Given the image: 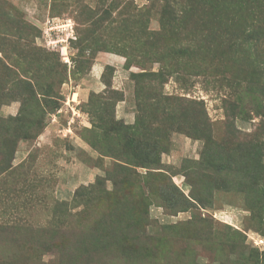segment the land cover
I'll return each instance as SVG.
<instances>
[{
  "label": "rangeland",
  "instance_id": "rangeland-1",
  "mask_svg": "<svg viewBox=\"0 0 264 264\" xmlns=\"http://www.w3.org/2000/svg\"><path fill=\"white\" fill-rule=\"evenodd\" d=\"M182 1L187 5L188 0ZM167 2L172 0H0V170L4 159L10 161L0 174V264H21L24 254L30 255V264H61L54 249L36 250L29 240H42L46 230L41 227L65 221L64 226L81 223L105 233V214L111 211L124 223L137 220L151 234L141 244L152 255L146 252L143 259L138 255L125 264H264V223L253 216L242 195L219 189V181L205 174V183L198 185V179L194 190L206 202L200 205L183 174L206 146L226 151L243 139L264 140V117L253 111L233 118L235 135L228 129V105L242 94L231 85L253 75L229 57L244 60L248 55L245 43H237L242 42L244 24L234 30L236 46L230 48L220 33L225 15L217 8L207 12L203 29L193 34L214 36L205 43H213L214 51L196 63L206 71L172 75L160 87L176 111L170 116L164 107L153 106L151 138L164 143L148 157L155 156L159 167H142L137 151L138 159L131 160L130 149L123 146L124 128L140 113L135 102L151 107L143 97L154 93L145 83L136 90L129 73L159 68V56L145 54L144 42L159 30L163 17L180 19L175 11L162 12ZM196 20L198 15L188 13L185 22H178V34L163 43L191 34L193 27H201L193 25ZM132 54L134 62L126 68ZM258 76L257 98L264 102V72ZM35 93H45L42 109ZM51 101L55 106H49ZM18 114L22 120L11 125L9 119ZM107 137L112 138L109 149L103 142ZM245 148L239 153L245 154ZM191 180L195 183L197 177ZM55 201L76 204L68 210L80 216L71 219L60 210L51 214ZM15 222L20 231L13 228ZM74 233L67 234L76 241L79 234ZM72 247L75 258L70 250L64 264H102L92 253L89 260Z\"/></svg>",
  "mask_w": 264,
  "mask_h": 264
},
{
  "label": "trees",
  "instance_id": "trees-1",
  "mask_svg": "<svg viewBox=\"0 0 264 264\" xmlns=\"http://www.w3.org/2000/svg\"><path fill=\"white\" fill-rule=\"evenodd\" d=\"M186 3L187 5L183 3L182 0H172V2L166 3L165 11L162 9V12L166 13V10L167 12L175 11L180 15L179 20L183 22L186 21V15H188V13L193 15V17L198 15L199 20H196L195 24L193 25L196 27L201 25V27H193L194 30L191 31V34L181 33L182 37L180 40L163 43L168 38V36L177 35L178 31H180V23H178V19L173 17L171 19L175 22H171L168 20V18L163 17L161 20V27L159 30L152 32L151 39L149 38V40H145L144 48L142 49L145 54L154 52L159 56V68L157 70H145L144 67H141L139 72L129 73L131 80L135 84V87L137 86L136 90H138V86L140 84L145 83L147 84L148 90L154 91L151 96L147 94L143 97L144 99H149L151 101L152 108L147 104H142L141 101L135 102L137 111L140 113L138 116H136L132 125L126 126L124 128L126 134L122 135L127 141L125 142L123 140V146L128 147L131 151L130 159H138V156L136 155L137 151L140 156L139 163L145 168L159 167L157 164V158L155 156H148L150 153L155 151L158 143L161 151V147L164 143L163 141L159 142L157 137L151 138L154 134V127L152 126V123L155 120V118H153L152 112H156L155 108L159 109L164 107L171 116L173 115V111H176L172 104H170L171 97L164 95L163 92L160 91V87L163 86V84L168 80V77L172 75H177L181 78L182 75L188 71H192L193 73H202L203 71H206L201 66H197L196 63H198L210 51H214L213 43L210 44V42H208L205 44L206 41H208V38L214 37L209 32H205L203 34H199V32H197V35H193L195 31L203 29L202 22L207 21V12L217 8L215 11L225 15L224 25H222L220 33L223 35L222 37L225 39L224 41L229 47L236 46L233 41L235 39L237 41L238 36L237 32H233L237 26L240 28L241 23L244 24V27H242V29H244L242 31V42L237 41V43H245V51L248 53V55L243 56L244 60H241L238 55L229 56L232 57L231 62L248 67L245 69L249 70L254 76L256 75L258 78V75L264 72V14L261 13L264 7V0H260V2L259 0H188ZM246 17L254 18V21H247ZM226 38H230L231 41ZM235 49L236 48H234L233 51ZM126 53L128 52L126 51ZM170 59H174L176 64H169ZM133 62L134 56L132 54L125 67H130L131 63ZM180 63L184 64L180 66ZM187 67L192 68L191 70H187ZM253 75L251 79L245 81L244 83L233 82V85H231L232 87L237 85L236 88L238 91L239 89L242 91L240 96L235 95L236 101L233 100L231 103H229L228 110L226 111L228 129L231 135H235V130H233L232 126L233 118L239 117L243 119V117L249 113V111H253L254 114L264 117V102H260L257 98V89L260 87L258 82L259 80L255 81ZM44 95L45 93H41L39 96L36 93L33 95V99L41 109L44 107V104L42 103L40 97ZM51 95L52 94H48V96ZM136 98L138 99V93ZM167 100H169L170 103H168ZM54 104L55 102L51 101L49 106H55ZM18 115L9 119L12 120L11 125H16L20 120H22L21 115ZM203 125L206 127L204 123ZM22 127L23 126H20L19 128L15 129V131H19ZM192 127L198 126L195 124ZM9 128L10 126H6L4 129L7 134L10 132ZM41 129L42 128H39L38 132H40ZM111 139L112 138L109 137H107L105 140L103 139V142L108 149L110 147L109 140ZM237 142L238 143H235L230 148L226 149V151H221L218 148L214 149L212 146H206L205 151H202L200 159L193 165L187 166L183 174L191 186L192 194H194L196 184H198V179V185L203 184L207 180L205 174H212V176L219 181L217 184L219 189H222L227 193L236 192L242 195L243 202L252 212L253 216L264 223V140L256 139V141H253L252 139H243L242 141ZM116 144L120 145V142H116ZM14 145L15 140L13 142V147H11L14 148ZM242 145L247 146V148H245V154L239 153L240 147ZM94 146L96 147V144L93 142V147ZM210 149L215 152L213 154H216L215 156H217V158H213L208 155L207 150ZM3 163L4 164L2 165L0 174L6 172L10 166L9 159H4ZM115 173L114 175L116 176ZM191 177H197V181L195 180L194 183L191 180ZM117 179L118 178H115L113 182L114 184L117 182ZM216 182L211 184H215ZM94 186L96 185H93V187ZM94 190L95 189H93V191ZM80 192L75 193V200L80 196ZM192 198L195 199V201H197L200 205L206 203L204 200L198 198V196L195 194ZM75 206L76 204L69 207L68 203L63 201H55L53 206L50 207L51 214L57 210H60L64 216H71V219H73L77 216H80V212H74L71 214L68 208L72 209ZM105 216L108 226V231L105 233L94 231L91 226L90 227L92 229H87L85 228V225L81 223H78L79 227L74 225L64 226L66 221L62 222L60 225L51 223L49 226L46 225L43 226L44 228H40L41 231L44 229L46 230H44L46 237L39 241L38 239L34 241L31 238V240H29V245L34 244L36 246V250L40 251H43V249H54V251H56L59 255L58 261L61 264H64V256L67 254V252H70V250L72 251L69 255L72 260H74L75 250L73 249L72 245H74V248L77 250V252L79 249L83 250L85 252V256L89 260H91V258H89L90 253H92L94 256H97L102 264H110L114 261L125 264L132 262L133 259L138 255H140L142 259L149 254L152 255L153 252H150L145 244L144 246L141 244L143 240H149L151 238V234L143 230V225H139L137 220L135 223H124L123 219L120 217V214L116 211H111L105 214ZM71 219L68 220V222L71 223ZM19 227V223L15 222L13 228L19 230ZM68 232H76V234H79L76 241L74 236L72 237L71 235L67 234ZM45 239L47 240L45 241ZM132 243L135 247L130 249H126L127 246H122L123 244L129 245ZM144 252H148L149 254H144ZM31 262L32 259L30 255L24 254L21 264H30Z\"/></svg>",
  "mask_w": 264,
  "mask_h": 264
}]
</instances>
